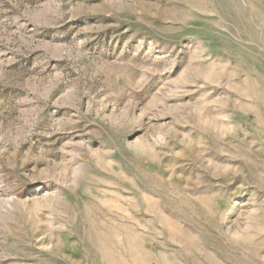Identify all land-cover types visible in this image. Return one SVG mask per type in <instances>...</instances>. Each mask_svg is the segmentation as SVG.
<instances>
[{
    "label": "rangeland",
    "instance_id": "rangeland-1",
    "mask_svg": "<svg viewBox=\"0 0 264 264\" xmlns=\"http://www.w3.org/2000/svg\"><path fill=\"white\" fill-rule=\"evenodd\" d=\"M0 264H264V0H0Z\"/></svg>",
    "mask_w": 264,
    "mask_h": 264
}]
</instances>
